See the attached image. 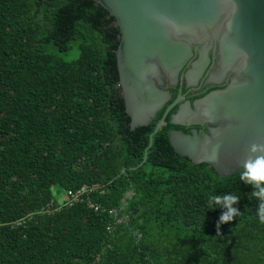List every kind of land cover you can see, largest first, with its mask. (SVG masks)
I'll use <instances>...</instances> for the list:
<instances>
[{
  "label": "trees",
  "instance_id": "1",
  "mask_svg": "<svg viewBox=\"0 0 264 264\" xmlns=\"http://www.w3.org/2000/svg\"><path fill=\"white\" fill-rule=\"evenodd\" d=\"M120 37L92 0H0V264H264L251 186L174 151L176 109L152 145L165 112L131 129ZM210 193L240 215L219 223Z\"/></svg>",
  "mask_w": 264,
  "mask_h": 264
},
{
  "label": "water",
  "instance_id": "2",
  "mask_svg": "<svg viewBox=\"0 0 264 264\" xmlns=\"http://www.w3.org/2000/svg\"><path fill=\"white\" fill-rule=\"evenodd\" d=\"M115 18L120 30L116 51L119 87L131 119V129L148 126L172 98L158 87L164 72L175 82L199 46L220 34V79L230 71L229 85L194 102L183 103L171 116L173 125H218L190 134L170 132V143L193 165H208L229 178L241 166L253 144H264V0H92ZM220 31V30H219ZM208 43L199 50L188 80L201 77L210 62ZM166 116L153 137L165 125ZM218 150L217 159H209ZM133 194V192L131 193Z\"/></svg>",
  "mask_w": 264,
  "mask_h": 264
},
{
  "label": "flooded vegetation",
  "instance_id": "3",
  "mask_svg": "<svg viewBox=\"0 0 264 264\" xmlns=\"http://www.w3.org/2000/svg\"><path fill=\"white\" fill-rule=\"evenodd\" d=\"M219 27L220 26H218V28L215 29L211 37L207 36L205 40L202 41L201 45L193 46L194 56L190 59L187 65L180 72L178 81L175 82L173 79L169 78L164 72L161 73L163 84L161 85L158 84V87L166 92H169L172 98L165 103L163 109L158 112V114L152 119V121L161 112H165L164 117L165 116L167 117L175 109H176L175 113H177L178 108L181 104L189 101L192 103V105H194L195 101L202 99L204 96H206L210 92L215 91V90L224 89L229 85V83L231 82V79L235 76L234 70L230 71L223 79H220V76H219L220 34L222 32V30ZM208 43L212 44L211 48L208 51L210 62L201 77H199L197 80L189 81L188 73L193 69V63L196 60H198V58L200 57L199 50L203 46H206V44ZM173 114H171V116ZM163 118L161 119L159 124L162 122ZM186 120H187L186 121L187 125H184V126L189 128L190 132L194 129H198L199 131H202V137L209 134L210 128H215L218 126V125H212L209 123L205 124L204 126H196V125L190 124L191 118H188ZM173 130H177V129H173ZM190 132L186 134H190Z\"/></svg>",
  "mask_w": 264,
  "mask_h": 264
},
{
  "label": "clouds",
  "instance_id": "4",
  "mask_svg": "<svg viewBox=\"0 0 264 264\" xmlns=\"http://www.w3.org/2000/svg\"><path fill=\"white\" fill-rule=\"evenodd\" d=\"M218 150L214 151L209 159L215 160ZM239 180L252 188L249 199L256 203V216L261 224H264V144H253L250 155L241 166ZM239 197L233 193L208 195L206 206L209 210H221L219 223H228L240 215L239 210L234 207ZM219 227V224H218Z\"/></svg>",
  "mask_w": 264,
  "mask_h": 264
},
{
  "label": "built area",
  "instance_id": "5",
  "mask_svg": "<svg viewBox=\"0 0 264 264\" xmlns=\"http://www.w3.org/2000/svg\"><path fill=\"white\" fill-rule=\"evenodd\" d=\"M90 192H93V188H90L87 186L76 191V192L69 191L64 200H66V202L69 206H73L74 204H76L78 202H83L86 198L90 202V195H89ZM93 207L95 208L96 211H98L100 209V205H98V204H95V205L93 204Z\"/></svg>",
  "mask_w": 264,
  "mask_h": 264
},
{
  "label": "rangeland",
  "instance_id": "6",
  "mask_svg": "<svg viewBox=\"0 0 264 264\" xmlns=\"http://www.w3.org/2000/svg\"><path fill=\"white\" fill-rule=\"evenodd\" d=\"M77 54L76 52H73L70 56H68L66 59L67 60H71L73 58H76ZM56 191V194L59 193V190H55ZM58 195V194H57ZM61 197V196H60Z\"/></svg>",
  "mask_w": 264,
  "mask_h": 264
}]
</instances>
